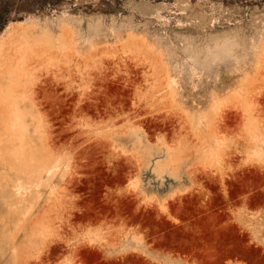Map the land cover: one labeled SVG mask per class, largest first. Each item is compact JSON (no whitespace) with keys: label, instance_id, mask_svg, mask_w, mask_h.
<instances>
[{"label":"rangeland","instance_id":"1","mask_svg":"<svg viewBox=\"0 0 264 264\" xmlns=\"http://www.w3.org/2000/svg\"><path fill=\"white\" fill-rule=\"evenodd\" d=\"M231 251H264V0H0V264Z\"/></svg>","mask_w":264,"mask_h":264},{"label":"crops","instance_id":"2","mask_svg":"<svg viewBox=\"0 0 264 264\" xmlns=\"http://www.w3.org/2000/svg\"><path fill=\"white\" fill-rule=\"evenodd\" d=\"M233 234L232 231H227V236H234ZM156 256L161 260L172 261L169 264H264V251L247 253L238 251L221 252L217 257L200 252H160L156 253ZM209 260L210 262H208Z\"/></svg>","mask_w":264,"mask_h":264},{"label":"bare ground","instance_id":"3","mask_svg":"<svg viewBox=\"0 0 264 264\" xmlns=\"http://www.w3.org/2000/svg\"><path fill=\"white\" fill-rule=\"evenodd\" d=\"M243 250H244V248H243Z\"/></svg>","mask_w":264,"mask_h":264}]
</instances>
